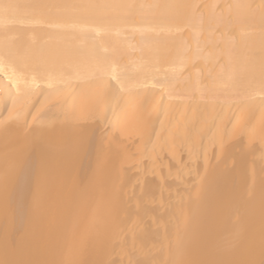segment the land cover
Wrapping results in <instances>:
<instances>
[{
    "label": "bare ground",
    "instance_id": "6f19581e",
    "mask_svg": "<svg viewBox=\"0 0 264 264\" xmlns=\"http://www.w3.org/2000/svg\"><path fill=\"white\" fill-rule=\"evenodd\" d=\"M0 264H264V0H0Z\"/></svg>",
    "mask_w": 264,
    "mask_h": 264
}]
</instances>
